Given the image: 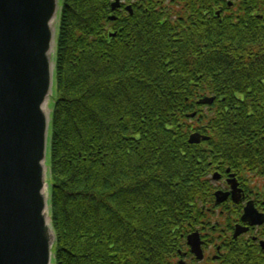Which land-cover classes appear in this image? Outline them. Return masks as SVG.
Returning a JSON list of instances; mask_svg holds the SVG:
<instances>
[{
  "label": "trees",
  "instance_id": "obj_1",
  "mask_svg": "<svg viewBox=\"0 0 264 264\" xmlns=\"http://www.w3.org/2000/svg\"><path fill=\"white\" fill-rule=\"evenodd\" d=\"M111 1L63 4L55 264H177L189 233L215 232L214 171L263 164L264 0H137L116 22Z\"/></svg>",
  "mask_w": 264,
  "mask_h": 264
},
{
  "label": "water",
  "instance_id": "obj_2",
  "mask_svg": "<svg viewBox=\"0 0 264 264\" xmlns=\"http://www.w3.org/2000/svg\"><path fill=\"white\" fill-rule=\"evenodd\" d=\"M59 9L60 0H0V264H53L48 107ZM201 140L206 138L196 134L190 142ZM217 195L219 201L227 197ZM252 209L244 219L261 224ZM189 243L201 259L199 235Z\"/></svg>",
  "mask_w": 264,
  "mask_h": 264
},
{
  "label": "flooded vegetation",
  "instance_id": "obj_3",
  "mask_svg": "<svg viewBox=\"0 0 264 264\" xmlns=\"http://www.w3.org/2000/svg\"><path fill=\"white\" fill-rule=\"evenodd\" d=\"M262 163L263 164L261 166L258 164L250 170H245V172H248L247 174L249 175L248 183H245L243 180H241V177L238 176L237 171L235 173L239 180V186L243 190V197H240L241 194L236 193L234 198L231 196L230 199L231 202L234 203V211H230V215L234 216L235 227L237 224H240L244 227L249 228L248 223L242 222L245 205L249 201L253 202L256 210L264 215V160H262ZM219 172L221 173V178L219 180V189L223 191H229L230 187L227 184L228 178L230 176L229 172H227V170H219ZM260 178V182L257 183ZM262 182L263 185H257ZM259 219L263 220V218L261 217ZM243 234L240 237L234 239L235 241L229 240V238L226 237L225 234H221L219 236V239L222 242V245L225 247H227L229 244H233L232 248L228 247L230 250H232L233 247H237L236 249L238 250V252L235 253V259L237 261L236 264H255L256 261L260 262V264H264V247L261 246V243L264 241V224L252 227L250 228L249 232H244ZM243 246L247 247V250L249 251L246 254L247 260L243 257L244 254L239 252V248H242ZM217 251V254L213 255L211 258H209L208 256L207 259H205L202 263L221 264L222 254L220 252V247L217 248ZM208 259H210V261L214 263H211Z\"/></svg>",
  "mask_w": 264,
  "mask_h": 264
},
{
  "label": "rangeland",
  "instance_id": "obj_4",
  "mask_svg": "<svg viewBox=\"0 0 264 264\" xmlns=\"http://www.w3.org/2000/svg\"><path fill=\"white\" fill-rule=\"evenodd\" d=\"M63 2H64V0H63ZM62 10H63V8H62ZM55 97H56V93H55ZM55 97H54V98H55Z\"/></svg>",
  "mask_w": 264,
  "mask_h": 264
},
{
  "label": "bare ground",
  "instance_id": "obj_5",
  "mask_svg": "<svg viewBox=\"0 0 264 264\" xmlns=\"http://www.w3.org/2000/svg\"><path fill=\"white\" fill-rule=\"evenodd\" d=\"M47 110H48V108H47Z\"/></svg>",
  "mask_w": 264,
  "mask_h": 264
}]
</instances>
